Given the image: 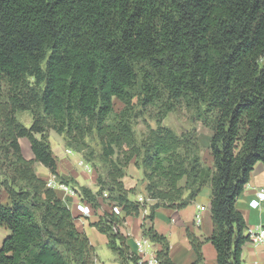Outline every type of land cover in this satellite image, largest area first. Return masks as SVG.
I'll return each instance as SVG.
<instances>
[{
    "label": "trees",
    "instance_id": "obj_1",
    "mask_svg": "<svg viewBox=\"0 0 264 264\" xmlns=\"http://www.w3.org/2000/svg\"><path fill=\"white\" fill-rule=\"evenodd\" d=\"M180 104L212 130V167L195 125L179 133L164 124ZM23 110L33 115L29 127L16 116ZM147 115L157 125L139 138L136 122ZM51 130L92 164L96 191L59 173ZM22 137L35 159L24 156ZM259 161L264 0H0V224L11 230L0 264H97L89 236L35 162L76 187L91 211L113 207L91 225L121 264L140 256L120 226L147 209L143 236L159 245V264H176L156 211L184 209L210 185L213 232L202 239L187 229L192 264L204 260L206 241L217 264H243L250 237L237 200ZM131 163L143 172L142 192L123 182Z\"/></svg>",
    "mask_w": 264,
    "mask_h": 264
},
{
    "label": "crops",
    "instance_id": "obj_2",
    "mask_svg": "<svg viewBox=\"0 0 264 264\" xmlns=\"http://www.w3.org/2000/svg\"><path fill=\"white\" fill-rule=\"evenodd\" d=\"M51 134V133H50ZM200 137V135H199ZM211 138V137H210ZM26 137L20 138L23 154L27 159H35V155L26 147ZM201 141V137H200ZM53 151L58 159L59 173L67 180L75 178L80 185H87L94 191L97 186V172L92 164L84 161L82 155L68 148L62 141L58 148H55L51 142ZM209 147V146H208ZM206 147L207 149H209ZM203 158L209 166H213V158ZM210 153V152H209ZM35 169L38 175L47 181L53 176L49 168L41 162H35ZM143 172L138 169L134 163H131L127 170V175L123 178V182L127 188L139 186L142 180ZM70 189L62 186L54 187L59 196L67 203L75 216V223L80 231L86 232L91 243L96 249L97 264H121L118 254L112 251L108 246V238L96 226L91 225L92 222L98 220L99 215L105 211L113 209L107 202L102 203V208L96 213L94 210L89 215L83 213V207L86 203L81 199L76 191V187L72 184H66ZM264 189V162H257L251 171L248 183L237 200V208L242 212L247 226L264 225V201L259 207H253L251 201L257 198V193ZM132 199H136L138 194H130ZM211 198L212 189L210 185H206L197 198L184 209H173L160 207L156 211L155 226L158 231L165 234L170 242V255L176 264H192L197 255L193 250L187 229L189 228L195 235L204 239L209 237L213 232V221L211 214ZM4 203H9L6 196L3 197ZM115 211L121 214V209L115 207ZM149 209L144 211L140 216H128L120 226L121 232L128 237V244L132 251L138 253L135 241L143 238L142 223L144 217L148 214ZM200 220V221H199ZM11 234V230L0 224V248L7 236ZM154 250L159 249V245L153 244ZM204 260L199 264H217V252L210 241L203 244ZM243 264H264V244L255 243L248 240L243 245L242 252Z\"/></svg>",
    "mask_w": 264,
    "mask_h": 264
},
{
    "label": "rangeland",
    "instance_id": "obj_3",
    "mask_svg": "<svg viewBox=\"0 0 264 264\" xmlns=\"http://www.w3.org/2000/svg\"><path fill=\"white\" fill-rule=\"evenodd\" d=\"M114 107H115L116 112H120L124 108V104L121 100H119L118 98H115ZM16 116L22 123H24L28 127L33 122V115L30 111H27V110L18 111ZM148 124L151 125L152 127H156L157 125L156 121L148 115L146 116L145 120L143 118L138 119L135 125V131H136L137 137L141 138L146 133V131L148 130ZM164 124L166 126L171 127L172 129H174L176 132H179V133L183 131L184 129L191 127L192 125H195L201 137L202 151L204 150L205 152L204 154L206 158L210 157L209 149H207L206 147H208L210 143V137L212 135V130L206 127L200 121L193 123L190 119L189 112L182 104L178 106V109L176 111L168 114V116L164 120ZM50 133H51L50 142H52V144L56 146L55 148H58L59 144H61L62 141L64 140L63 136H61L55 130H51ZM25 144H26V147L31 150V143L29 139H27V142H25ZM140 197L143 198V195H140Z\"/></svg>",
    "mask_w": 264,
    "mask_h": 264
},
{
    "label": "built area",
    "instance_id": "obj_4",
    "mask_svg": "<svg viewBox=\"0 0 264 264\" xmlns=\"http://www.w3.org/2000/svg\"><path fill=\"white\" fill-rule=\"evenodd\" d=\"M47 182L48 186L50 187L62 186L66 189H70L66 184L58 182L55 175H53ZM139 200L142 201L143 198L139 196ZM262 201H264V189H261L257 193V198L251 201V205L253 207H259ZM83 213L85 215H89L91 213V208L88 204L83 207ZM247 233L249 234L250 240L252 242L264 244L263 224L248 227ZM135 246L140 256L139 264H159L156 257V251L154 250L153 243L150 239L143 237L139 240H136Z\"/></svg>",
    "mask_w": 264,
    "mask_h": 264
}]
</instances>
